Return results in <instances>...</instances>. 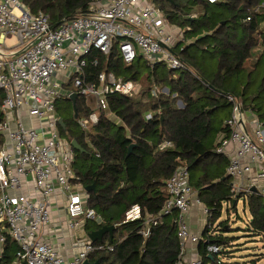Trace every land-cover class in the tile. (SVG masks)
I'll return each mask as SVG.
<instances>
[{"label":"trees","instance_id":"obj_1","mask_svg":"<svg viewBox=\"0 0 264 264\" xmlns=\"http://www.w3.org/2000/svg\"><path fill=\"white\" fill-rule=\"evenodd\" d=\"M22 1L33 14L48 15L54 27L77 12L87 13L95 0ZM155 1L171 23L185 30V40L174 48L184 67L171 70L163 62L151 67L142 56L127 65L116 45L107 55L94 50L86 57V81L94 82L108 70L135 81L139 88L136 97L108 96L107 111L120 123L103 111L97 123L83 129L79 120L92 114L88 99L78 93L74 103L60 99L71 106L61 117V133L83 148L75 150V172L85 187L96 185L87 205L101 221H91L92 228L115 225L113 239L106 233L99 241H108L113 249L94 251L88 260L176 264L181 248L176 212L161 216V211L168 197L167 180L179 166H186L192 188L209 211L208 243L200 242L203 264H264V197L257 192L235 197L226 171L228 159L216 152L220 137L228 134L226 121L232 114L228 96L239 98L244 108L264 120V108L258 107L264 92V0ZM145 68L148 73L141 79ZM163 87L169 94L161 91ZM166 142L171 144L164 146ZM241 198L250 217L246 228H236L243 234L233 235L230 212L237 211ZM135 205L140 206L142 217L127 221V212ZM149 217L158 223L145 237ZM210 245L219 251H210ZM14 251L15 243L8 241L5 264L12 262Z\"/></svg>","mask_w":264,"mask_h":264},{"label":"built area","instance_id":"obj_2","mask_svg":"<svg viewBox=\"0 0 264 264\" xmlns=\"http://www.w3.org/2000/svg\"><path fill=\"white\" fill-rule=\"evenodd\" d=\"M174 30L153 0H95L87 13L77 12L55 28L48 15L33 14L22 0H0V264H5L8 241L16 245L9 264H84L94 251L113 249L110 244L88 241L67 259L42 239V229L51 221L52 197L59 191L68 199L71 228L79 226L82 218L101 221L95 209L84 206L87 198L82 196L73 167L75 150L60 133L57 102L78 93L94 98L96 109L103 112L108 109L109 95H136L135 81L108 70L100 72L94 82L85 80L86 57L94 50L107 55L116 45L127 65L142 56L151 67L163 62L171 70L183 68L173 51L178 42ZM11 38L14 42L8 44ZM60 72L70 74L72 91L61 89L55 79ZM157 92L154 86L152 95ZM228 100L232 104L226 121L228 134L220 137L216 152L228 156L226 171L231 178L246 179V186L234 185L235 196L257 192L264 197V120L244 108L239 98L230 95ZM98 119L93 113L79 123L88 129ZM255 170L256 183L252 184ZM166 191L161 216L176 212L181 246L176 264H203L201 257L186 259L187 244L201 239L190 231L187 221L196 192L186 166L175 170ZM205 213H209L207 208ZM141 217V208L135 205L126 220ZM157 223L158 219L149 217L143 235L147 237L151 225ZM208 249L219 251L214 245Z\"/></svg>","mask_w":264,"mask_h":264},{"label":"crops","instance_id":"obj_3","mask_svg":"<svg viewBox=\"0 0 264 264\" xmlns=\"http://www.w3.org/2000/svg\"><path fill=\"white\" fill-rule=\"evenodd\" d=\"M153 2L156 3L155 0H153ZM167 20H168V18H167ZM168 21H169V25L175 29L174 32H175L177 40H178V42L176 43V45H177V44H179V42H182L185 40V37H184L185 30H183L181 27L177 26L176 24L171 23L170 20H168ZM176 45L174 46V48L176 47ZM173 51H174V49H173ZM55 79L57 82H59V85H60L61 89L63 90V92L66 93V92L72 91V89H73L72 79L70 78L69 73L60 72L56 75ZM138 91H139V88H138ZM161 91L163 93L169 94V90L167 87H163L161 89ZM137 93H136V95H137ZM136 95L134 97H136ZM62 99H64V98H62ZM88 104H89V102H88ZM178 105H179V107H183V103L180 100L178 101ZM93 113H96L98 115V117H100L101 112H98V110L96 108L92 109V114ZM106 114L112 121H115L117 124L120 123V120L112 112L107 111ZM248 114L251 115L250 112H248ZM57 116L59 117V119L61 118L58 115V111H57ZM89 117H87V118L85 117V118L80 119V120H85V119H88ZM60 127H61V125L59 123V128ZM90 128H91V126L88 129H90ZM60 133H61V130H60ZM61 135H62V133H61ZM62 137L64 139H66L67 141H69L65 136L62 135ZM69 142L71 144L72 141H69ZM232 149H233L232 147L228 148L229 154H231L233 152ZM74 150H76V149L74 148ZM77 151H79V150H77ZM226 158L228 159V156H226ZM74 162H75V160H74ZM73 167H74V163H73ZM231 179H232V182H231L232 190L234 189L235 184L236 185L243 184L245 186L247 184L246 179H243V180H235L234 178H231ZM250 180H251L252 184L256 183V170L252 174ZM76 182H78L79 185L82 186V189H81L82 196L87 198L86 202L84 203L85 208H90L87 205L89 193L86 191V187L79 180ZM195 192H196V194H195V196H193V200L191 202V207H190V210H189L188 215H187V221L189 224L190 231L192 233L200 236V238H201L200 242L205 240L206 243H208L207 242L208 240L206 239L207 238L206 229H207V226L209 224H211L209 222V213L208 214L205 213L206 207L201 201L199 203L196 202V199L199 198V196H198L197 191H195ZM67 206H68V199H67L66 194L63 193L62 191H59L58 193H56L52 197V201L50 204L51 221L49 222V224H47L42 229L41 236H42L43 240H45L47 243L52 245L65 258L72 259L74 257V255H76L83 248V245L86 242H88V241L94 242L90 238L89 234H90V232L96 231V228H94V227L92 228L93 223H91V221H93V220H84L83 218L80 220L79 226H77L75 228H71L69 226V223H68L69 217H68ZM174 214H176V213H174ZM97 222L100 223V221H97ZM87 225L90 226L92 229L91 228L88 229ZM200 242L197 244H194L191 242L187 244V246H186V250H187L186 259H195L198 257H201L203 259L204 248L201 246ZM101 243H103V242H99V244H101ZM104 244H109V243L107 241ZM13 254H15V251Z\"/></svg>","mask_w":264,"mask_h":264},{"label":"rangeland","instance_id":"obj_4","mask_svg":"<svg viewBox=\"0 0 264 264\" xmlns=\"http://www.w3.org/2000/svg\"><path fill=\"white\" fill-rule=\"evenodd\" d=\"M13 40H14L13 38L8 39V41H7L8 44H12L14 42ZM141 73H142L141 74V79H142L148 73V69H146V68L142 69ZM258 99H259V103H260L258 105V107L263 109L264 108V92L260 95V97ZM88 101H89V106L91 109L96 108V103H95L94 98L91 97L88 99ZM70 107L71 106L69 105V103L67 101H61L60 100L57 104L58 115L60 117H62L67 112L68 108H70ZM249 216H250V213H249L248 208H246L244 211L243 199L241 198L239 203L237 204V211L234 210V211L230 212L229 223H230V226L232 228H235V230L232 232L233 235L243 234L244 231H239L236 228H242V229L246 228V226H247L246 221L248 220ZM223 217L225 218L226 215L223 214ZM245 238H247V237L246 236L241 237V240H245ZM245 244L250 245V244H252V242H248ZM256 246H259V245H256ZM254 248H256V247H254ZM257 248L259 249V247H257ZM262 249L264 250V247H262ZM242 253L243 252L240 251V254H242Z\"/></svg>","mask_w":264,"mask_h":264},{"label":"water","instance_id":"obj_5","mask_svg":"<svg viewBox=\"0 0 264 264\" xmlns=\"http://www.w3.org/2000/svg\"><path fill=\"white\" fill-rule=\"evenodd\" d=\"M58 25L60 24H57L55 27H57ZM78 97V94L77 93H73L69 98L68 100H70L71 102H75L76 98ZM59 123L61 126H63V120L62 118L59 119ZM72 146L76 149V150H79V151H83V148L80 144H78V142L76 140H73L71 142ZM134 148V144H132L130 147H129V152H132ZM96 190V185L95 183H93L92 185L90 186H87L86 187V191L88 193L92 192V191H95ZM236 203V201L234 202V204ZM115 230V225H112V226H103L102 228H100L99 230H96V231H93V232H90L89 236L90 238L95 242V241H102L103 240V237L106 233H109L110 235V238L113 239V232ZM84 264H99L98 262H95V263H92L90 262L89 260H86L84 262Z\"/></svg>","mask_w":264,"mask_h":264}]
</instances>
